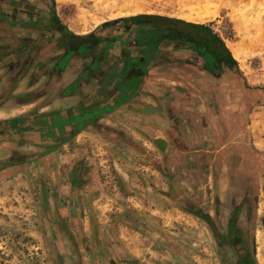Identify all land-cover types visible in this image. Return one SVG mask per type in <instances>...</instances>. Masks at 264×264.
<instances>
[{"label":"crops","instance_id":"crops-1","mask_svg":"<svg viewBox=\"0 0 264 264\" xmlns=\"http://www.w3.org/2000/svg\"><path fill=\"white\" fill-rule=\"evenodd\" d=\"M4 1L10 14L14 0ZM41 8L77 38L91 37L85 44L136 24L123 50L89 53L97 46L67 51L52 30L0 21V124H17L0 137V203L10 205L0 212L22 213L48 264H161L162 236L180 219L214 226L244 250V235L258 233L264 151L249 113L256 93L241 89L226 40L205 22L154 16L194 31L172 51L139 18L77 33ZM150 30L154 40L144 42ZM150 48L151 63L134 68L129 58L145 59ZM253 252L237 254V264H259Z\"/></svg>","mask_w":264,"mask_h":264},{"label":"rangeland","instance_id":"rangeland-1","mask_svg":"<svg viewBox=\"0 0 264 264\" xmlns=\"http://www.w3.org/2000/svg\"><path fill=\"white\" fill-rule=\"evenodd\" d=\"M27 2L47 6L54 13H58L59 19L77 33H91L115 22L139 18L145 24L156 25L159 32L154 34H160V45L162 48L171 46L172 49L176 47V44L179 47L184 46L182 43H176V40L184 41V34L194 33V31L186 25L154 16L182 17L190 13L194 16L210 14L205 21L209 30L224 38L227 44H236L242 53V57L237 59L238 68L243 77L241 89L244 90V87L250 84L256 93L251 96L250 103L253 108L249 113L254 114L257 119L260 148L262 152L264 151V0H27ZM150 31L144 33V42L154 40L153 32ZM156 35L155 38H157ZM26 160L25 157L20 160H11L8 157L4 162L14 164L16 161L24 163ZM257 163L261 166L258 182H262L260 183L262 186L257 185L256 191L264 186V158L258 155ZM22 181L24 177L21 174L17 183L19 195L25 190L24 185L21 184ZM250 189L254 193V189L252 187ZM260 195L262 200L258 206V227L256 228L258 233L255 237L253 229L250 235H244V250H242V244H238L236 249L233 248L235 247L234 236L216 235L212 230L214 226L194 219H180L172 228L173 233L162 236V242L166 241L165 245L168 247H162L161 251L163 253L162 249H165L169 252L165 254L168 258L160 257L165 261L158 260V262L161 264L165 262L167 264H237V254L248 255L251 250L253 252V249L258 247V251L253 253L257 254L258 263L264 264V188L261 189ZM244 196L240 198L235 196L233 199H239L238 202H240L245 198ZM1 197H5L4 192ZM253 197L254 194H251L250 198L253 199ZM14 202L11 203V207L23 208L22 204ZM5 210H10L9 203H0V211ZM16 212L15 220L9 218L7 213L0 212L1 216L4 215L0 219V264H48L41 251L40 241L25 234L24 230L28 221L21 216L20 211L16 210ZM217 221L220 222L219 219ZM238 248L241 250L239 251Z\"/></svg>","mask_w":264,"mask_h":264},{"label":"flooded vegetation","instance_id":"flooded-vegetation-1","mask_svg":"<svg viewBox=\"0 0 264 264\" xmlns=\"http://www.w3.org/2000/svg\"><path fill=\"white\" fill-rule=\"evenodd\" d=\"M9 3L5 2L4 0H0V3ZM12 7L14 8L10 14H8L5 10L0 7V21L2 22H10L11 24H18V25H28V27L35 28V29H44V30H52L56 34L60 35L63 43L58 42L61 45L66 46V50H72L73 48L81 49L82 51L86 48L88 49L90 46H97L94 47L93 50L89 51V53H94L95 49L98 47L104 48L106 52L110 46H119L120 50H123L128 45V39H125V34H129L133 24L132 22H125L120 23L119 25H114L115 30H117V34L112 37H93L92 41L88 43H84L86 40L91 39V37H84V39H79L74 36L72 33L64 29L56 17L52 16L50 11H46L38 4H33L31 2H27V0H14L11 2ZM48 13V14H47ZM136 24V23H135ZM151 24V23H148ZM82 42L81 45L76 43L77 41ZM174 49H172L173 51ZM93 51V52H92ZM155 50L150 48L149 55L142 59V55L140 54L139 58H129V60L133 63V67L136 69H143V67L148 66L151 61L153 60V54ZM97 61H99L97 59ZM96 60H95V64ZM100 66V64H99ZM114 67V66H113ZM115 69L118 66L114 67ZM250 259V258H249ZM253 259L251 260H244L241 264H253Z\"/></svg>","mask_w":264,"mask_h":264},{"label":"bare ground","instance_id":"bare-ground-1","mask_svg":"<svg viewBox=\"0 0 264 264\" xmlns=\"http://www.w3.org/2000/svg\"><path fill=\"white\" fill-rule=\"evenodd\" d=\"M193 10H191L192 12ZM205 11V10H204ZM210 14L206 13V15H197L194 16L192 13L190 14H185L182 17H184L185 19L191 20V21H201V22H205L208 18ZM228 47L230 48V50L233 52V54L235 55V57L237 59H240L242 57V53L240 51V49H238V47L236 46V44H227Z\"/></svg>","mask_w":264,"mask_h":264},{"label":"trees","instance_id":"trees-1","mask_svg":"<svg viewBox=\"0 0 264 264\" xmlns=\"http://www.w3.org/2000/svg\"><path fill=\"white\" fill-rule=\"evenodd\" d=\"M70 122H72L71 120H70ZM1 125V127H0V137L2 136V137H8L7 136V133H8V131H9V129L11 130V129H13V128H15V126L17 125V124H0Z\"/></svg>","mask_w":264,"mask_h":264}]
</instances>
